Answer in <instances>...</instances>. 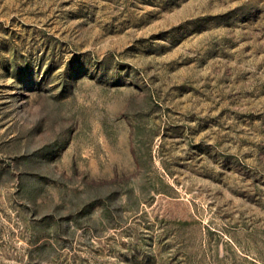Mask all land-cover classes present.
I'll use <instances>...</instances> for the list:
<instances>
[{
	"label": "rangeland",
	"instance_id": "obj_1",
	"mask_svg": "<svg viewBox=\"0 0 264 264\" xmlns=\"http://www.w3.org/2000/svg\"><path fill=\"white\" fill-rule=\"evenodd\" d=\"M0 264H264V0H0Z\"/></svg>",
	"mask_w": 264,
	"mask_h": 264
}]
</instances>
